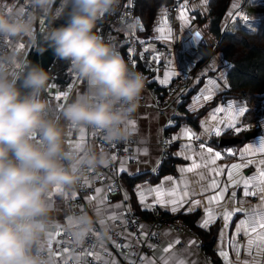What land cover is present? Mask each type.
<instances>
[{
    "label": "clouds",
    "instance_id": "clouds-1",
    "mask_svg": "<svg viewBox=\"0 0 264 264\" xmlns=\"http://www.w3.org/2000/svg\"><path fill=\"white\" fill-rule=\"evenodd\" d=\"M55 0H30V12L0 9V37H30L35 43L36 13L52 14ZM120 0H61L56 19L67 12V22L44 37L53 55L68 61L87 89L62 108L64 120L101 130L108 143L127 140V121L138 108L145 77L129 67L114 44L96 31L98 20L114 14ZM135 23L125 24L128 31ZM50 76L39 64H30L18 87L16 79L0 74V264H52L47 251L50 231L49 192L71 187L81 167L106 165V153L88 147L86 154L69 151L64 129L51 115L43 98ZM24 89L26 91H22ZM93 216L81 217L71 238L83 242L93 230ZM104 233L103 235H107Z\"/></svg>",
    "mask_w": 264,
    "mask_h": 264
},
{
    "label": "crops",
    "instance_id": "crops-1",
    "mask_svg": "<svg viewBox=\"0 0 264 264\" xmlns=\"http://www.w3.org/2000/svg\"><path fill=\"white\" fill-rule=\"evenodd\" d=\"M182 3L183 1L180 2V5ZM233 4H237L238 7L233 9ZM241 4H242V0H231L230 5L225 14V19H227L228 21V19L232 18V21L227 25L228 28H226V30L229 31L230 26L233 25L237 20L243 22L247 20V16L245 14H242V12H240ZM250 8L251 6L249 5L247 7L248 12ZM179 10H180V6L177 9L175 19L172 23L168 22V20L165 22L164 19L165 10H164L157 18L154 29L152 30L149 38L143 41L147 46H149L150 52H153L154 55L155 54L159 55V60L158 61L154 60L156 66L160 67L162 66V64L164 63L166 64V66L162 70V75L159 76L160 78L162 79L164 78L165 72H175L177 74L179 73L181 74L183 72L184 73L192 72V73H196L198 75V78L194 82L192 88L193 90L191 89L190 91V94H192V96H190L187 99V102L185 104V106L186 105L187 106L186 107L183 106L184 111L181 110L179 107L177 108L176 111L167 110L166 108H163V112L162 110L159 111L152 107L154 105V100L150 94L149 89L157 88L158 86L164 88L165 85L159 83V81L155 79L158 76L146 75L145 70L142 67L141 58H139V55H137L140 65L143 69V72L140 71H136V72L141 73L145 77L146 86L142 91L138 101L141 103L142 106L140 105L139 108H137V110L132 114V116L128 120V121L134 120L136 122V130L132 131L131 127L128 126L126 123V127L129 129L130 134L134 136V139L136 141V147H135L136 160L134 163L123 161L124 166L127 169V172L125 174H119V175L121 182L123 181L124 183H126L127 179L133 181V188L132 190H130V194L132 195V198L134 200V206L138 211H141V205L138 202V195H137L138 188L143 189L145 195L148 196L147 202L151 204L153 201V197L148 194V190L158 186H162L165 189L169 188L171 186V182L167 181L168 177H172L173 180H177V181L180 180L182 176L186 177L189 180H192L194 178L193 173H182L180 169L190 166L191 160L186 159L185 156H192L195 153L201 152L202 151L200 149L201 143H203L206 147L213 148L214 151H219L222 153L223 159L217 161L218 166H230L233 163L241 162L239 153L243 151L246 147L251 146L253 149H256L259 146L261 139H264V97H262L260 100L261 108H259V111L261 112L262 115L260 114L259 118L257 119V131H255V133L249 129V126L248 124L245 123L243 116L241 118L240 126L246 127L247 130L241 131L237 134L234 131L228 129V130H224L223 131L224 134L220 136L215 135L213 125L216 122L210 119V115L216 107L223 106L227 108L229 104H234L237 107L246 106L248 109V105L245 103V101L239 99H232L227 96L229 87L228 88L222 87L220 90L215 92L214 95L215 97H218L221 94H223L224 96H226L225 97L226 99L223 98L222 96L223 99L220 98V101H218L215 105H213L207 111V113H205V115H203L199 119L197 123V129L193 128L191 125H189L186 122V115H189L190 113L199 110L201 107L210 104L215 98L213 96L214 98L210 101L201 100L199 103H196V98L199 95H201V93L204 91L205 86L207 84V80L209 78L215 79L219 77L221 73H223L227 77V73L230 67L228 66L229 63L222 60L217 53H213L214 47L212 48L209 58L203 64L196 67V63L201 58V55L199 53V47L201 45L209 46L214 44V40L208 32L207 23L198 21L197 19L198 16L204 17L207 14V10H208L207 5L206 6L203 5L201 3V0H197V1L187 0V15H188V19L191 21L190 23H185L183 20L180 19ZM229 12H234V13L239 12L240 15L237 16L234 14L233 16H229L228 15ZM244 17H246V19ZM158 28L160 29V31H157ZM132 31L126 30L125 24L123 23H117L114 26V33H116L117 37L121 41L125 39L124 33H131ZM197 31L201 33V36L199 38L195 35ZM169 33H170V38H169ZM137 38L141 40L139 37ZM23 39L26 40V43H29L31 38L23 37L20 41L21 44H23L22 43ZM115 47L124 57L122 51L119 48L121 46L119 45L118 42L115 44ZM142 50L143 47L138 46L136 52L140 53ZM127 51L128 50L126 49L125 50L126 62L129 64V66H131L127 55ZM210 67L213 70H209ZM0 74H5L9 76V78H13V79H16L18 76V74L14 73L13 64L11 65L10 62L8 64H3V65L0 64ZM176 76L177 75L173 76V78ZM227 82H228V77H227ZM87 87H88L87 82L81 79L78 76V74H76L74 76L72 84L64 92H60L54 86H50L46 89V94H45L46 99L48 100L51 106V110L54 111V116H53L54 119L58 121L60 126L65 131L68 150L75 152L81 156L86 154V149L88 147L94 148L97 152L106 153L103 150H101V146L94 139H91L90 127H81L77 125H72L71 123L64 120L62 116L63 106L66 105L67 103H70L78 95L84 93ZM61 93H67L66 99H63L61 101L55 100L54 97L57 94H61ZM176 123L177 126L175 125ZM81 129H83V132L81 131ZM184 129L190 130L192 133L195 134V136L199 137V139H192V140L186 139L182 135ZM228 131H230L229 136H226V134H228ZM243 132L251 133L254 135L253 137H251V139L250 138L245 139L242 143H239L238 141L236 145L234 144L232 146L226 147V149L222 147L215 148L212 145L213 144L212 142L216 141L217 139L220 140V138L222 137L236 138L240 133ZM175 137H180V138L177 140L174 139ZM166 139H168L171 142V144H173V148L169 151V154L171 156L170 167L164 166V168L162 169V166L166 159L162 158L163 148L161 146V141ZM79 142H82L84 144L82 151H78L76 149V145ZM185 145H191V150L186 149ZM145 150L147 153L146 155L143 154ZM229 151L236 153V155H228ZM226 156L228 157L226 158ZM250 158L259 159L260 157L253 156ZM68 163L71 166H73L74 169L78 168L82 173H85L89 169V167H81L82 160L69 161ZM120 166L121 164L119 165V168ZM255 172L256 169L254 166H250L243 169L244 176L254 175ZM219 179L221 180L222 183H227L226 175L219 177ZM92 183H93V179H91V184ZM94 188L97 187L96 186L92 187L91 193L93 192ZM123 190L124 193L127 192V196H128V191H126L124 187ZM233 190L236 189L230 188L229 192ZM236 191H237V198L242 199L241 196L242 190H236ZM91 193L88 194L87 196L92 195ZM208 195H211V193H208ZM73 197H76L74 186L71 187L60 186L59 190H57V188L55 187L48 194V202L52 206V210L50 212V217H49L50 231L47 237L46 254L47 257L51 258L52 264H64L65 261L68 262L70 260L73 261L74 264H91L92 257H90L87 254L89 252L96 253L97 257H99V259L97 260H100L105 264L106 262L112 259L116 260L117 263L118 262L126 263L128 260V256H126V252H123L122 250L123 247L115 243L110 237L97 238L96 236L88 235L92 238V240L94 239L93 241L95 242L93 243L90 249H88L84 253L77 252V250L75 249L73 251L72 250H67L66 252L64 251L66 248L63 246L64 244L63 237L66 234L70 235L68 229L74 228L77 224L76 223L75 225H69L68 224L69 219H77L78 221L81 217L85 215L93 216L94 220L96 221L93 229H95L97 232L99 229L114 230L116 227V221H106L104 226L99 225L98 221L104 218V216L97 214L96 208L94 207V205H96L97 203L96 201L86 202V200L84 199L83 208L80 209L73 208V202L75 199ZM100 197H103V192L100 194ZM198 198L202 199V197H198ZM258 202H259L258 198L248 197L246 198L244 203L236 204L235 207L250 208L252 205H256ZM118 203L121 202L120 201L107 202L108 212L106 214H117V215L121 214L123 208H117L116 205ZM128 205H130L131 207L129 197H128ZM187 207L188 205L185 204L184 208H182L180 212L175 214L171 213L166 208L160 206H156L153 209L157 210L161 215L167 214L166 216L173 217L179 213L184 214V209ZM153 209L148 211H141L142 213H147L149 215L148 219L147 218H145L144 220L142 219L143 220L142 225L144 226V230L147 232L149 229V223L153 219V215H152ZM131 212H133L132 208H131ZM185 215L196 216V221L194 225L198 230L202 231L203 233H210L213 229H216L213 250L217 262L216 263L212 262L208 257V255L204 253L202 247L203 243L200 241V239L196 236L194 232H192V235H178L170 227L160 228L159 230L160 237L158 241L154 244L155 250H152V256L159 257L161 255L162 248L165 247L168 243L178 238L180 239L181 244L176 245L174 251L179 250L180 254L182 256H185L187 259L191 260L193 264H225L224 258L219 255L220 251L228 252L232 264H243V261L249 258L247 257L246 250L243 247L246 244L247 238L243 234H241L238 238L235 236L237 225L244 218L243 214L237 213L234 217H232L231 222L228 224L226 228L223 227L224 221L222 219H217L215 224H213L209 230H203L197 227V223L203 218L204 215L202 208H197L195 211L191 212L190 214H185ZM178 222L179 221H176L175 223ZM222 230H223V235H221ZM58 232L61 233L60 236H56V233ZM91 232L92 231H90L89 234H91ZM122 236L125 241V244H128L130 246V241L132 239L131 235H129V233H123ZM191 239H195L196 241H198V246L188 249L186 247V244ZM71 242L75 247H80L85 244L86 239L80 243H77L73 239L71 240ZM230 244L232 245L231 247L229 246ZM237 245L241 246L239 256L236 255V251H235ZM199 247L202 249H200ZM253 256L256 260L264 264V254L254 253Z\"/></svg>",
    "mask_w": 264,
    "mask_h": 264
},
{
    "label": "snow or ice",
    "instance_id": "snow-or-ice-1",
    "mask_svg": "<svg viewBox=\"0 0 264 264\" xmlns=\"http://www.w3.org/2000/svg\"><path fill=\"white\" fill-rule=\"evenodd\" d=\"M210 0H201L203 5H207ZM132 6V0H129L128 7ZM27 6L20 7L22 12H25ZM237 4H233V9L237 8ZM239 16V12H229V16L233 15ZM179 17L185 23H190L187 15V0H183V3L180 5ZM246 19V17H244ZM164 19L167 21V13L164 11ZM139 25V30L143 31V25L137 21L135 24L134 30L131 33H124L125 39L132 37L135 39V30ZM157 31H160L158 28ZM195 35L199 38L201 33L197 31ZM170 38V33H169ZM136 43H139L143 46V50L140 53H137L136 50L128 46L127 55L129 62L132 68L136 67V57L139 55V58H144V53L149 52L150 48L145 44L143 40L135 39ZM124 45L122 44L121 47ZM23 47V45H21ZM153 60L158 61L159 55L152 57ZM232 67L231 65H228ZM209 70H213L211 67ZM206 74V73H205ZM178 75L175 72H165L164 78L156 77L159 83L167 86L173 76ZM228 88L230 85L227 82V77L223 73L215 79L209 78L205 86L204 91L196 98V103H199L201 100L210 101L213 99L215 92L221 88ZM206 93V94H205ZM67 93L57 94L54 98L57 101L66 99ZM247 111L246 106L237 107L234 104H229L228 107L218 106L216 107L210 115V119L216 123L213 125L216 136L223 134L224 130H232L235 133L247 130L246 127H241L240 122L241 118L245 115ZM223 114V115H221ZM127 125L131 127L132 131L136 130V122L134 120L128 121ZM83 132V129H81ZM182 135L188 139H199L188 129H184ZM180 137H175L174 139H179ZM84 144L82 142L77 143L76 149L82 151ZM186 149L191 150V145H185ZM200 149L202 150L199 153H195L192 156H185L186 159L191 160L190 166L180 169L182 173H193L194 178L192 180L187 179L182 176L180 180H173L172 177H168L167 181L171 182V186L167 189L162 186L154 187L148 190V194L153 197V201L149 204L148 196L145 195L143 189L138 188V202L141 205L142 211L152 210L156 206L164 207L169 210L171 213L175 214L180 212L184 205L187 204L188 207L184 209V214H190L195 211L197 208H202L204 215L203 218L197 223V227L203 230H209L213 224H215L217 219H222L224 221V228L228 226L231 222L232 217L237 213L243 214V219L239 222L236 228L235 236L238 238L243 234L247 240L246 244L243 246L246 250V255L249 257L243 261V264H262V262L256 260L253 256L256 254H264V139H261L259 146L256 149H253L251 146L246 147L243 151L239 153L241 162L233 163L230 166H218L217 161L223 159L222 153L219 151H214L211 147H206L203 143L200 144ZM206 153V154H205ZM143 154H147L146 150ZM228 155H236V153L229 151ZM259 156V159H252L250 157ZM116 155H112L111 159L115 160ZM108 165H105L107 167ZM254 166L256 172L254 175L244 176L243 169ZM118 174H125L127 172L124 162H121L120 168L117 169ZM227 178V183H222L219 177L225 176ZM93 176L96 179H100L99 174L93 172ZM106 178V177H105ZM91 177L85 178L84 184L89 188L92 187ZM57 190L60 189V186L56 187ZM242 190L241 196L242 199L237 198V191L233 190L229 192V189ZM107 192L108 194H113L117 191L114 187V184H109L107 189L103 188H94L92 195L84 197L86 202L96 201V212L98 215L104 216V218L98 221L100 226H104L106 221H117L120 220L121 223L127 224L129 221L126 219L127 215L131 214V207L125 203H118L117 208H123L124 211L121 214H106L108 212V196L105 195L100 197L102 192ZM211 193V195H208ZM99 197V199H98ZM124 201L128 200L127 193H123ZM202 197V199L198 198ZM248 197L258 198V203L252 205L250 208L244 207H235L236 204H242L245 202ZM76 198V197H73ZM77 219H69V225H75ZM138 228L141 230L140 236L146 238L149 233L144 230L143 225H138ZM61 233H56V236H60ZM92 236L99 238V233L94 229L91 232ZM133 235V234H129ZM223 235V230L221 232ZM137 243H140L138 238ZM181 244L180 239H175L174 241L168 243L161 250V255L159 257L152 256L148 257L147 255H141L139 257L140 264H193V262L187 259L185 256H182L179 250L174 251L176 245ZM198 246V241L191 239L187 242L186 247L191 249ZM232 246L231 244L229 245ZM123 248H128V244L122 245ZM147 247L155 250V246L148 244ZM240 247L236 246L235 251L236 255H240ZM65 252L67 249L64 250ZM92 257V261L95 262L99 257L96 253L89 252L87 253ZM132 255H135L133 253ZM219 255L222 256L225 260V264H232L229 254L227 251H220ZM64 264H67L65 261ZM106 264H117V261L112 259ZM128 264H136L135 260L129 259Z\"/></svg>",
    "mask_w": 264,
    "mask_h": 264
},
{
    "label": "trees",
    "instance_id": "trees-1",
    "mask_svg": "<svg viewBox=\"0 0 264 264\" xmlns=\"http://www.w3.org/2000/svg\"><path fill=\"white\" fill-rule=\"evenodd\" d=\"M172 1L173 0H134V23L136 24L137 21H139L143 25V31H140L139 25H137V28L135 30V34L137 35V37L144 41L149 38L152 30L154 29L157 18L172 3ZM57 2L58 0H56L55 3L52 5V11L54 10ZM230 2L231 0H210V2L207 4V14L204 17H197L198 21L207 23V29L214 40V44L209 46L201 45L199 47V53L201 55V58L196 63V67L203 64L209 58L213 47V53H217L222 60L226 61L227 63H229V65L232 66L230 67L227 73L228 84L230 85V87L228 88L227 95H230L228 96L230 98L233 94L234 96L231 97L232 99L243 100L248 105V107L250 106L244 115V121L246 124H248L249 129L255 133V131H257V119L261 114V112L258 111L259 107L261 108L260 100L261 97H263L264 95H262V93H264V0H253L250 3L248 2L247 4H244L243 6H246L244 11L245 15L248 19H250V21L242 23L241 21L237 20L233 24L234 27L231 30L223 31L225 22L227 21V19H225V14L230 5ZM249 5L251 6V8L248 12L247 7ZM111 17L112 14H106L103 18L98 20L95 29L98 34H100V32L102 31L105 25V21ZM49 20H51L50 26L52 27L53 22L56 20V18L54 19L52 18V14H48L44 22L49 23ZM45 33L39 34L40 43L44 39ZM119 48L122 51L126 60L125 46ZM15 51L16 50H13L12 53H15ZM34 51V48H31L28 51L26 55L27 61L30 60ZM136 60V67L133 69L135 71L143 72L138 57H136ZM129 67L132 68L131 66ZM47 71L49 72L50 79L46 89L50 86H54L60 92H64L72 84L74 76L77 74L76 71L70 67L68 61L60 60L56 57L52 64L48 67ZM19 77L16 80H18ZM153 90L158 93L162 92V90L158 87L154 88ZM45 94L46 90L42 94L43 98L46 99ZM190 96H192V94H190L189 92L187 99ZM219 99V96L215 97L210 104H207L201 107L199 110L190 113L189 115H186L187 123L193 126V128H195L199 119L205 113H207V111L213 105L220 101ZM186 102L187 100L184 104L179 106L181 110H183V106L185 107ZM196 113L198 115H196ZM50 115L53 117L54 111L51 110ZM247 134L251 133L243 132L238 135V138L228 137L220 139H237L240 141L239 143H242L244 141V136ZM251 135L253 137L254 134ZM226 136L229 135L226 134ZM218 141L219 140L213 141L212 145L218 147ZM172 148L173 145L168 150V157L166 158V163L164 162L162 169L164 168V166L170 167L171 156L169 154V151ZM121 183L125 190L128 191V197L133 212L143 220L145 218H149V215L147 213H142L141 211H138L134 206V200L132 198V195L130 194V190H132L133 188V181L127 179L126 183H124L123 181ZM180 214L181 213L173 216L175 219L173 217H167L166 215L161 214L160 217L165 219L166 221H179L185 224L192 232L196 234V236L203 243L202 247L204 253L208 255L212 262L216 263L217 260L213 250L216 229H213L210 233H203L202 231L198 230L194 225L196 221V216H186L185 214Z\"/></svg>",
    "mask_w": 264,
    "mask_h": 264
},
{
    "label": "built area",
    "instance_id": "built-area-1",
    "mask_svg": "<svg viewBox=\"0 0 264 264\" xmlns=\"http://www.w3.org/2000/svg\"><path fill=\"white\" fill-rule=\"evenodd\" d=\"M248 0H242V6L246 4ZM129 0H120V5L117 11L112 14V17L105 21V25L100 32V36L103 37L107 42H111L112 44H116L117 42L119 45H124L126 49L128 50V46L130 45L135 50L138 46L143 47L139 43L135 42V39H138L135 35V39L132 37H128L127 40L124 39L123 41L119 40V38L116 36L115 33H113V28L115 24L117 23H123L127 24L129 22H134L135 20V13H134V0H132V6L128 7ZM26 7L25 12L33 11L31 8L30 0H0V9H7L9 12H20L23 13L20 10V7ZM180 6L179 0H173L172 3L166 8L167 13V20L168 22L172 23L175 19V15L177 12L178 7ZM37 19L34 24V35H35V43L33 42L32 38L30 39V42L26 45H23L21 47V39L20 38H14V39H5L4 37H0V64H10L12 65L13 60L12 55L18 54L21 52L22 57L16 58L18 63L14 66L13 65V71L15 74H21L23 71V68L25 65H27L28 61L26 59V55L22 53V51L27 50V48H36L39 44V34L41 33L40 30H38V19L42 18L43 21L47 18L48 14L45 13H36ZM231 20H229L230 22ZM227 22V25L229 24ZM225 27V28H226ZM28 49V50H29ZM13 50H16L15 53H12ZM17 56V55H16ZM154 56V53L152 52H146L144 53V58L141 59L142 61V67L145 69V71L148 74L161 76L163 68L166 66V64H162V66L157 67L152 57ZM196 73H189V72H183L181 74H178L176 77H174L171 82L163 87H159L162 92L157 93L153 89L150 90V94L154 100L153 108L157 109L159 111L163 110V108H166L167 110L176 111L177 108L182 105L185 102V98L187 96V93L192 88L196 78ZM141 105L140 102H138V107ZM90 134L91 139H94L100 146L101 150L106 152L107 157L109 159L108 165L105 167V165H99L96 167L89 166V169L82 173L80 172V180L79 182L74 185V190L76 194V198L73 202V208H83L84 207V197H86L88 194L91 193L92 187H102L103 189H107V186L109 184H114V187L117 189L116 192L113 194H108L106 191L103 192V196H108L107 202H113V201H120L121 203L128 204V200L124 201L123 197V186L120 180V176L117 172V169L119 168V165L123 161H127L129 163H134L136 160L135 155V147H136V141L134 139L133 135H129L127 140L120 141V142H112L108 143L104 139V133L101 130L91 128L90 127ZM171 142L166 139L161 141V146L163 148V154L164 157H168V150L172 146ZM112 155H116V159H111ZM93 172L96 174H99L101 177L100 179H96L95 176H93ZM91 177L93 179L92 187L89 188L84 184L85 178ZM106 177V178H105ZM124 209L122 210V212ZM153 219L149 223V229L148 233L149 235L144 238L140 236L141 230L138 228V225H142L143 220L131 212L130 215L126 216V219L129 221L127 224H123L120 222V220L116 221V227L114 230H106V229H99V237L106 238L110 237L115 243L122 246L125 244V241L123 239L122 234L123 233H129L133 234L131 235V241H130V248H122L123 252H126V256H128V260L126 263L118 262L117 264H128L129 259L135 260L136 264H140L139 257L141 255H147L148 257L152 256V250L149 247H147L148 244L154 245L159 237H160V228L161 227H170L174 230L175 233L178 235H192V231L183 223L178 222H171L166 221L165 219L160 217V214L157 210L153 209L152 211ZM104 233H108L106 236L103 235ZM91 235V234H89ZM140 240V243H137V240ZM64 244L63 246L67 250H77L78 252H85L88 249L91 248L93 245V240L90 236H87L86 242L83 246L75 247L71 242V235H65L63 237ZM135 253V255H132ZM45 256L47 257V254L45 252ZM67 264H74L73 261H68ZM91 264H105L100 260H96L95 262L91 261Z\"/></svg>",
    "mask_w": 264,
    "mask_h": 264
},
{
    "label": "water",
    "instance_id": "water-1",
    "mask_svg": "<svg viewBox=\"0 0 264 264\" xmlns=\"http://www.w3.org/2000/svg\"><path fill=\"white\" fill-rule=\"evenodd\" d=\"M67 12H65V15H63L61 18L59 19H56L54 22H53V25L51 27L54 28V27H60L62 25H65L66 22H67ZM50 29V30H51ZM47 48V44L44 43V39L42 40V42L36 47L34 53L32 54L28 64L26 65L24 71L21 73L19 79L17 80L18 82V87L21 83V79L23 78V75L27 69V67L30 65V64H39L40 66H42L46 71L48 69V67L52 64V62L54 61L55 59V56L53 55V52L51 49H47V50H44L42 53L40 51V49H45ZM22 91H26L24 89H21ZM250 137H252L251 134H247L244 136V139H249ZM239 140L237 139H220L218 141V147H222V148H226V147H229L231 145H234L238 142Z\"/></svg>",
    "mask_w": 264,
    "mask_h": 264
},
{
    "label": "rangeland",
    "instance_id": "rangeland-1",
    "mask_svg": "<svg viewBox=\"0 0 264 264\" xmlns=\"http://www.w3.org/2000/svg\"><path fill=\"white\" fill-rule=\"evenodd\" d=\"M7 1H9V0H7ZM61 7V0H58V2H57V4H56V6H55V8H54V10L52 11V18H54L55 19V16H54V13L57 11V9L58 8H60ZM245 8L246 7H240V12H242V14H245ZM240 21V20H239ZM248 21H250V19H248L247 18V20L245 21V22H243V23H246V22H248ZM50 22H51V20H49V23H45V22H43V19L42 18H39L38 19V23H37V26H38V30H43L44 31V33H45V35L47 34V32H49L50 31V29H51V26H50ZM234 27V25H231L230 26V30L232 29ZM22 43H23V45H26V40L25 39H23L22 40ZM22 53H24V54H27V50H24V51H22ZM17 55V56H16ZM13 54L12 55V58L11 59H14L13 60V65H16L17 63H18V61L16 60V58H21L22 57V54H21V52H19L18 54ZM16 57V58H15ZM156 92V91H155ZM158 93V92H157Z\"/></svg>",
    "mask_w": 264,
    "mask_h": 264
},
{
    "label": "bare ground",
    "instance_id": "bare-ground-1",
    "mask_svg": "<svg viewBox=\"0 0 264 264\" xmlns=\"http://www.w3.org/2000/svg\"><path fill=\"white\" fill-rule=\"evenodd\" d=\"M152 53H153V52H152ZM155 55H156V54H155ZM155 55H154V56H155ZM179 74H180V73H179ZM161 75H162V74H161ZM149 77H150V76H149ZM161 79H162V78H161ZM195 86H196V85H195ZM152 87H154V86H152ZM158 87H159V86H158ZM153 89H154V88H153ZM192 90H193V89H192ZM197 90H198V89H197ZM226 92H227V91H226ZM232 93H233V92H232ZM224 94H225V93H224ZM263 94H264V93H262V95H263ZM218 95H219V94H218ZM262 95H260V96H262ZM222 96H223V98L226 97V96H224L223 94H221V95L219 96V98H222ZM227 96H230V95H227ZM233 96H234V95L232 94L231 97H233ZM260 96H259V98H260ZM214 97H215V96H214ZM214 97H213V98H214ZM231 97H230V98H231ZM257 97H258V96H257ZM263 97H264V95H263ZM141 98H142V97H141ZM223 98H222V99H223ZM255 98H256V97H255ZM261 98H262V97H261ZM216 99H218V98H216ZM225 99H226V98H225ZM219 100H220V99H219ZM227 100H228V97H227ZM229 100H230V99H229ZM255 100H256V99H255ZM214 101H215V100H214ZM224 101H225V100H224ZM224 101H223V102H224ZM236 101H237V100H236ZM260 102H261V101H260ZM215 103H216V102H215ZM224 103H225V102H224ZM213 104H214V103H213ZM244 104H245V103H244ZM249 104H250V103H249ZM146 105H147V104H146ZM220 105H221V104H220ZM257 105H258V104H257ZM141 106H142V105H141ZM186 106H187V105H186ZM186 106H185V107H186ZM147 107H148V106H147ZM152 107H153V106H152ZM249 107H250V106H249ZM249 107H248V108H249ZM138 108H139V107H138ZM150 108H151V107H150ZM251 108H252V107H251ZM259 108H260V107H259ZM202 110H203V109H202ZM258 111H259V110H258ZM162 112H163V110H162ZM200 113H201V112H200ZM163 114H164V113H163ZM161 115H162V114H161ZM196 115H198V114L196 113ZM204 115H205V114H204ZM261 115H262V114H261ZM187 117H188V116H187ZM196 117H198V116H196ZM249 117H250V116H249ZM190 119H191V117H190ZM188 120H189V119H188ZM252 120H253V119H252ZM186 122H187V121H186ZM176 124H177V123H176ZM176 124H175V125H176ZM194 124H195V123H194ZM196 125H197V124H196ZM171 126H173V125H171ZM192 127H193V126H192ZM196 127H197V126H196ZM196 127H195V128H196ZM196 129H197V128H196ZM229 132H230V131H228V135H229ZM251 132H252V131H251ZM223 134H224V132H223ZM170 136H171V135H170ZM240 136H241V135H240ZM222 138H223V137H222ZM237 138H238V136H237ZM239 138H240V137H239ZM250 139H251V137H250ZM177 140H178V139H177ZM177 140H176V141H177ZM217 140H218V139H217ZM240 140H241V139H240ZM244 140H245V139H244ZM171 141H172V140H171ZM239 142H240V141H239ZM173 143H174V142H173ZM209 143H210V142H209ZM197 144H198V143H197ZM195 145H196V143H195ZM210 145H211V144H210ZM235 145H236V144H235ZM217 146H218V145H217ZM231 146H232V145H231ZM171 147H172V146H171ZM196 147H197V146H196ZM214 147H215V146H214ZM215 148H216V147H215ZM225 149H226V148H225ZM220 150H221V149H220ZM171 152H172V151H171ZM223 152H224V151H223ZM227 157H228V156H226V158H227ZM162 158H163V159H166V157H164V154H163V153H162ZM172 159H173V158H172ZM165 163H166V162H165ZM168 171H169V170H168ZM171 171H172V170H171ZM155 173H156V172H155ZM161 175H162V174H161ZM119 176H120V175H119ZM155 176H156V175H155ZM159 176H160V174H159ZM96 187H97V186H96ZM126 193H127V192H126ZM91 194H92V193H91ZM156 209H157V208H156ZM71 211H72V210H71ZM141 211H142V210H141ZM77 213H78V212H77ZM164 214H165V213H164ZM166 215H167V214H166ZM180 215H181V214H180ZM73 216H74V215H73ZM75 216H76V215H75ZM167 217H169V216H167ZM167 217H165V218H167ZM176 217H177V216H176ZM173 218H174V217H173ZM147 219H148V218H147ZM174 219H175V218H174ZM172 220H173V219H172ZM171 222H172V221H171ZM99 227H100V226H99ZM93 230H94V229H93ZM66 235H67V234H66ZM62 240H63V239H62ZM93 240H94V239H93ZM93 242H94V241H93ZM61 243H62V241H61ZM94 243H95V242H94ZM180 246H181V245H180ZM52 247H53V246H52ZM63 248H64V247H63ZM129 248H130V246H129ZM129 248H128V249H129ZM199 248H200V247H199ZM61 249H62V247H61ZM61 249H60V250H61ZM200 249H202V248H200ZM56 250H57V249H56ZM54 251H55V250H54ZM58 251H59V250H58ZM72 251H73V250H72ZM72 251H71V252H72ZM77 252H78V251H77ZM83 253H84V252H83ZM205 254H206V253H205ZM126 260H127V259H126ZM207 260H208V259H207ZM70 261H71V260H70ZM89 263H90V262H89Z\"/></svg>",
    "mask_w": 264,
    "mask_h": 264
}]
</instances>
